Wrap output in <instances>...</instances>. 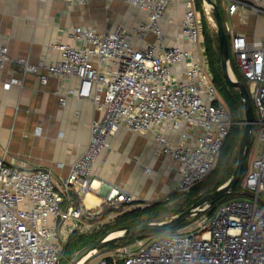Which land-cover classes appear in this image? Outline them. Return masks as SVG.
Here are the masks:
<instances>
[{
	"label": "built area",
	"instance_id": "built-area-1",
	"mask_svg": "<svg viewBox=\"0 0 264 264\" xmlns=\"http://www.w3.org/2000/svg\"><path fill=\"white\" fill-rule=\"evenodd\" d=\"M124 1L145 14L136 26L104 32L75 26L68 38L80 45L53 43L57 60H14L22 73H36L43 84L48 76L76 78L75 97L90 100L99 114L67 177L57 179L48 168L11 167L0 155V264H59L69 235L94 228L87 221L92 214L80 203L63 206L61 193L70 200L75 185L82 191L90 186L92 166L119 129L152 132L155 152L176 164V191L188 192L217 167L231 127L244 124L232 119L213 84L196 1L184 0L181 33L189 47L163 42L162 19L172 0ZM227 1L229 14L250 7L264 15V0ZM229 37V61L246 79L261 142L243 180L241 193L250 196L229 198L193 216L192 231L135 238L133 249L128 244L88 264H264V36L252 41L241 34ZM8 59L7 47L0 44V65ZM230 71L234 75L231 66ZM20 83L12 77L2 87ZM134 199L112 187L105 202L113 211L105 220L113 221L121 204Z\"/></svg>",
	"mask_w": 264,
	"mask_h": 264
},
{
	"label": "crops",
	"instance_id": "crops-1",
	"mask_svg": "<svg viewBox=\"0 0 264 264\" xmlns=\"http://www.w3.org/2000/svg\"><path fill=\"white\" fill-rule=\"evenodd\" d=\"M220 3L229 36L241 34L249 41L264 36L263 14L250 7H239L229 14L228 1ZM184 9V0H172L166 9L162 19L166 46L189 47L181 33ZM144 19L143 12L124 0H0V44L7 47L9 56L0 65V155L7 165L48 168L57 179L67 177L72 163L88 144L92 118L99 114L90 100L75 97L76 78L48 76L43 84L36 73H22L14 60L25 58L32 64L39 59L57 60L59 52L50 47L53 43L80 45L68 38V31L75 26L104 32L117 25L131 28ZM153 38L152 33L147 35L148 40ZM12 77L21 83L4 89L3 82ZM62 98L66 100L64 105L60 103ZM170 135L177 138L175 133ZM177 177L175 162L155 152L152 132L143 135L121 128L92 166L90 186L82 191L75 185L70 200L61 193L62 205L82 204L92 214L87 218L91 222L104 216L107 195L116 187L135 198L124 203L126 209L157 204L153 221H163L183 204L184 193L175 189Z\"/></svg>",
	"mask_w": 264,
	"mask_h": 264
},
{
	"label": "water",
	"instance_id": "water-1",
	"mask_svg": "<svg viewBox=\"0 0 264 264\" xmlns=\"http://www.w3.org/2000/svg\"><path fill=\"white\" fill-rule=\"evenodd\" d=\"M203 7H208L212 13L215 30L218 39L219 57H220V68L221 74L225 83L237 89L241 101L244 106V127L239 141V149L235 168L231 176L221 185H219L213 191L202 195L199 199L193 202L191 205L186 207L184 210L174 214L170 219L159 222H141L135 225H122L107 230L101 234L97 239L81 247L75 252L73 257L67 262V264H77L81 259L83 261L87 259L92 252L96 251L100 247L109 243L124 240L127 238L134 237L143 232H164L171 230L179 226L186 219L199 215L209 208L214 203L220 200L224 195L230 193L231 189L239 181L245 164V159L248 154L249 146L251 144V136L253 133V106L247 89V85L236 79V77L230 74L229 65V47L227 34L222 23V18L215 0H198ZM244 196H250V193L245 192ZM120 232L121 234L113 237H109L112 233Z\"/></svg>",
	"mask_w": 264,
	"mask_h": 264
},
{
	"label": "trees",
	"instance_id": "trees-1",
	"mask_svg": "<svg viewBox=\"0 0 264 264\" xmlns=\"http://www.w3.org/2000/svg\"><path fill=\"white\" fill-rule=\"evenodd\" d=\"M195 1H196V5H197L198 9L201 11V14H202L204 45H205V50H206V54L208 57L209 68H210V71L212 73L213 84L216 87L218 94L221 96V98L226 103V105H227V107L231 113L232 119L235 121H244V106H243V103L241 101L239 91L235 88L227 86V84L225 83V81L222 77V74H221L217 34L214 35L211 31L209 22L206 18L205 12H204V7L201 5V3L198 0H195ZM215 1H216L217 6H218L221 18H222V23H224L223 12H222L220 0H215ZM227 40H228V47H229V45H230L229 34H227ZM230 64H231V68L234 72L236 79L239 81H242L246 84V79L244 78V76L239 71H237L236 67L234 66L232 59H230ZM252 106H253V104H252ZM253 109H254V107H253ZM243 127H244V124L235 125V126L231 127L229 135L227 136L226 141H225L223 148L221 150V154L219 157V162L217 164V167L215 168V170H213V172L207 178H209L212 174H214L217 171L222 160L225 158V156L227 155L229 150L238 141H240V137L242 134ZM253 131H254V126H253ZM252 135H253V133H252ZM251 141H252V136H251ZM245 174H246V171L243 175V178L241 176L239 181L237 182V184L231 189V193H234L237 191L242 192L243 180H244ZM230 176H227L226 178L221 179L220 182L218 183L217 187L219 185H221L222 183H224ZM205 180L200 182L199 184L193 186L188 191V193L191 196L197 195V193L200 191V189L205 185V183H204ZM125 207H126V204H124V203L121 204L122 209L119 210V212H117L115 219L112 221V222H114V224H113L114 228L118 227V226H122V225H135V224H139L143 221H145V222L153 221V219L156 217V210L159 206L157 204H151V205L142 206V207L137 206V207H133L131 209H126ZM213 207H214V205L211 208H213ZM181 210H183V209L177 210L176 213L180 212ZM111 211H113L112 208H107L105 206L104 210H103V214H102V215H104L103 217H105ZM143 217H146V218L143 219ZM186 222H187V220L182 222L176 228L171 229V230H167L164 232H153V231L143 232L139 235H136L134 237L127 238V239L123 240V243H125L124 245H127V244H129V242H131L135 238L146 237L150 234L154 235V234L172 233L175 229L183 226ZM98 237H99V235L98 236L84 235V234H79L76 231H73L69 235V237H68V239L64 245L63 258H65L67 260L71 259L77 250H79L81 247L85 246L86 244H89L90 242L94 241ZM113 245H117V244H113ZM63 258L61 259V261H63ZM59 264H60V262H59Z\"/></svg>",
	"mask_w": 264,
	"mask_h": 264
},
{
	"label": "rangeland",
	"instance_id": "rangeland-1",
	"mask_svg": "<svg viewBox=\"0 0 264 264\" xmlns=\"http://www.w3.org/2000/svg\"><path fill=\"white\" fill-rule=\"evenodd\" d=\"M204 8L206 9V11H208V14H207L205 12V10H204L206 18H207V20L209 22L211 31H212V33L214 35H216V30H215V26H214V20H213L212 13H211V11H210V9L208 7H204ZM222 12H223V7H222ZM223 20H224V23H225V21H227V18L224 15V12H223ZM224 23H223V25H224ZM226 32H227V34L229 33V31H226ZM229 65L231 66L230 61H229ZM246 85H247V83H246ZM253 113H254V116H255V109H253ZM238 149H239V141L229 150V152L227 153L225 158L222 160V162H221L219 168L217 169V171L214 174H212L209 178H207L205 180V182H204L205 185L200 189V191L197 193V195L191 196L188 192H181V193H184V197H182V202H181L183 204H181V206L179 205V207H178L179 210L180 209L184 210L186 207H188L193 202H195V200L199 199L202 195H204L206 193H209V192L213 191L214 189H216L217 185H218V183L220 182L221 179L226 178L227 176H230L233 173V170L235 168V164H236V161H237ZM260 149H261V142L259 140L258 129H257V127L254 126V131H253V135H252V141H251V144L249 146L248 154H247V157L245 159L243 173L241 175L242 178H243V175H244L245 171L246 172L248 171V169L250 167V164H251V160L259 153ZM242 195L243 194L241 192H239V191L234 192V193H231V191H230V193H227L226 195H224L220 200H218L213 205L216 206L219 202L225 201V200H227L229 198L242 196ZM121 209L122 208L120 206L119 210H121ZM210 209H208V211ZM145 218L146 217H143V219H145ZM170 218H168V219H170ZM97 220H99V221H97ZM186 220H187V222L183 226L175 229L172 233H180V232L192 231L193 227H194L195 217H190V218H188ZM163 221H165V220H163ZM92 222H93L92 225L94 226V228L91 231H87L86 233H81V234L91 235V236H98V235L100 236L101 234H103V232L105 233L107 230L114 228V226H113L114 222H112L110 220L106 221L105 218H101V217L100 218H96ZM143 222H145V221H143ZM157 222H159V221H157ZM150 235H152V234H150ZM133 241L134 240L129 242V244H131V248L132 249L134 248L133 247V245H134ZM113 244H117V245H113ZM124 244L125 243H123V240H118V241L109 243L107 245H104V246L100 247L99 249H97L96 251L92 252V254L87 259H85L84 262L83 261L82 262L84 264H88V263H90L92 260H94L96 258H99V257H102V256H106L109 253H114V252L117 251V249L121 248L122 246H125ZM69 260L63 258V261H60V264H65V263L67 264V262Z\"/></svg>",
	"mask_w": 264,
	"mask_h": 264
},
{
	"label": "bare ground",
	"instance_id": "bare-ground-1",
	"mask_svg": "<svg viewBox=\"0 0 264 264\" xmlns=\"http://www.w3.org/2000/svg\"><path fill=\"white\" fill-rule=\"evenodd\" d=\"M231 72V71H230ZM230 74H232V73H230ZM233 75V74H232ZM119 234H121L120 232H115V233H112L109 237H113V236H117V235H119ZM82 261H83V259H81L77 264H82Z\"/></svg>",
	"mask_w": 264,
	"mask_h": 264
}]
</instances>
